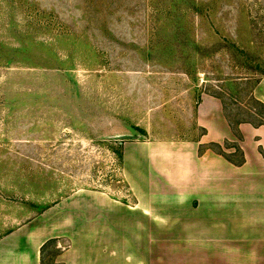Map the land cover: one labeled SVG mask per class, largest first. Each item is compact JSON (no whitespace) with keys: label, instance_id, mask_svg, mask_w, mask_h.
Listing matches in <instances>:
<instances>
[{"label":"rangeland","instance_id":"rangeland-1","mask_svg":"<svg viewBox=\"0 0 264 264\" xmlns=\"http://www.w3.org/2000/svg\"><path fill=\"white\" fill-rule=\"evenodd\" d=\"M263 76L264 0H0V234L78 192L130 202L122 142L198 134L202 93L257 127ZM64 204L40 264L103 244Z\"/></svg>","mask_w":264,"mask_h":264},{"label":"crops","instance_id":"crops-1","mask_svg":"<svg viewBox=\"0 0 264 264\" xmlns=\"http://www.w3.org/2000/svg\"><path fill=\"white\" fill-rule=\"evenodd\" d=\"M252 95L264 104V76ZM193 124L199 133L183 139L124 140L122 177L131 201L71 194L0 234V264H40L41 246L59 235L48 216L68 202L78 226L103 231V244L92 233L86 239L95 245L83 244L62 264H264V126L240 123L236 139L221 100L207 93L193 108ZM130 132L124 127L118 137ZM226 142L239 145L243 164L210 148L234 150ZM113 227L135 234L118 242Z\"/></svg>","mask_w":264,"mask_h":264},{"label":"trees","instance_id":"trees-1","mask_svg":"<svg viewBox=\"0 0 264 264\" xmlns=\"http://www.w3.org/2000/svg\"><path fill=\"white\" fill-rule=\"evenodd\" d=\"M218 98L221 100V103L223 105V111H224L225 117H226L227 121L229 122V125H230L231 129L233 130V133L235 134L236 138L238 140H240L241 139V135H240V133L238 131V125L240 123H243V122H248V123H251V124H254V123L251 122V121H249V120H244V119H239L236 122H233L231 120L230 116L226 113L225 103L222 101V99L220 97H218ZM252 99L264 111V104L262 102L258 101L257 99H255L253 96H252ZM255 115L260 118V120L257 122L256 126L264 125V118H262V113L260 111H257V112H255ZM228 147H232L234 149V153L228 154L227 152H225L223 150L222 146H220V145H217V144H211L210 145V148L211 149H213L217 153L221 154L223 157H225L231 163H233L235 165H241V164H243V162H244L245 159H244L243 152L240 149L239 145L237 143H235V144H232V145H230ZM232 154H237L238 157L237 158H234V157H232ZM120 156L122 158V151H121V155ZM54 240H55V238H50V239H48L47 241H45L43 243V245L41 246V250H40L41 257H42L43 250H44L46 244L49 243L50 241H54Z\"/></svg>","mask_w":264,"mask_h":264}]
</instances>
